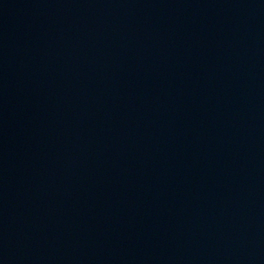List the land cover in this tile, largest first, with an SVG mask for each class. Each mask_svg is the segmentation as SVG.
<instances>
[{
	"label": "water",
	"instance_id": "95a60500",
	"mask_svg": "<svg viewBox=\"0 0 264 264\" xmlns=\"http://www.w3.org/2000/svg\"><path fill=\"white\" fill-rule=\"evenodd\" d=\"M0 264H264V0H0Z\"/></svg>",
	"mask_w": 264,
	"mask_h": 264
}]
</instances>
